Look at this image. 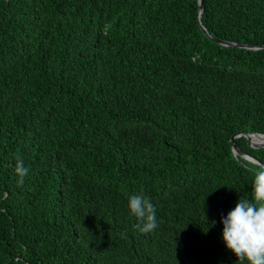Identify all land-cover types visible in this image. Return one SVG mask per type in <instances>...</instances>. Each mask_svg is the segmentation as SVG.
I'll return each mask as SVG.
<instances>
[{"label":"trees","instance_id":"obj_1","mask_svg":"<svg viewBox=\"0 0 264 264\" xmlns=\"http://www.w3.org/2000/svg\"><path fill=\"white\" fill-rule=\"evenodd\" d=\"M199 14V0H0V264H237L221 220L261 165L231 140L264 163L239 137L264 135V49L219 44ZM201 20L264 46V0H203ZM141 192L147 234L128 206Z\"/></svg>","mask_w":264,"mask_h":264},{"label":"clouds","instance_id":"obj_2","mask_svg":"<svg viewBox=\"0 0 264 264\" xmlns=\"http://www.w3.org/2000/svg\"><path fill=\"white\" fill-rule=\"evenodd\" d=\"M259 168V170H257ZM252 198H241L234 210L222 218V239L227 249L237 258V264H264V166H254ZM29 169L22 158L17 157L15 173L18 183L23 184ZM130 213L141 223L137 225L142 233L157 228L156 209L143 192L128 198Z\"/></svg>","mask_w":264,"mask_h":264},{"label":"water","instance_id":"obj_3","mask_svg":"<svg viewBox=\"0 0 264 264\" xmlns=\"http://www.w3.org/2000/svg\"><path fill=\"white\" fill-rule=\"evenodd\" d=\"M199 10H200V14H199V21H200V26L201 28L203 29L204 33L211 39L215 40L216 42H218L219 44L223 45V46H226V47H238V48H242V49H264V46H250V45H247V44H240V43H235V42H228V41H222V40H219V39H216L214 38L213 36H211L208 31L206 30V28L203 26L202 24V20H201V17H202V13H203V0H199ZM240 136H245L247 141H248V144L250 147L254 148V149H260V150H264V145H261V144H258V143H255L253 142V136H264L263 134H257V133H252V134H241L239 135ZM236 137V136H235ZM232 138V143H233V153L234 155L236 156H240V157H243L249 161H252V162H255L261 166H264V163L260 162L259 160L255 159L254 157L248 155V154H245L243 153L234 143V138Z\"/></svg>","mask_w":264,"mask_h":264},{"label":"bare ground","instance_id":"obj_4","mask_svg":"<svg viewBox=\"0 0 264 264\" xmlns=\"http://www.w3.org/2000/svg\"><path fill=\"white\" fill-rule=\"evenodd\" d=\"M253 142L264 145V136H253Z\"/></svg>","mask_w":264,"mask_h":264}]
</instances>
